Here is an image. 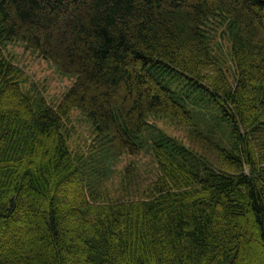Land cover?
<instances>
[{
    "label": "trees",
    "instance_id": "trees-1",
    "mask_svg": "<svg viewBox=\"0 0 264 264\" xmlns=\"http://www.w3.org/2000/svg\"><path fill=\"white\" fill-rule=\"evenodd\" d=\"M10 43L75 76L58 103L24 89ZM186 85L227 142L196 122ZM150 115L203 150L160 131L155 180L135 188L128 168L113 195L112 165L141 151ZM0 264H264V0H0Z\"/></svg>",
    "mask_w": 264,
    "mask_h": 264
},
{
    "label": "rangeland",
    "instance_id": "rangeland-1",
    "mask_svg": "<svg viewBox=\"0 0 264 264\" xmlns=\"http://www.w3.org/2000/svg\"><path fill=\"white\" fill-rule=\"evenodd\" d=\"M213 46L219 54L218 56L221 59L222 65L233 79L235 76V66L229 52L230 43L228 35L223 29H220L215 36ZM5 53L22 70L21 78L24 89L31 94H42L49 104L58 103L62 95L72 87L76 80L75 76L64 75L59 71L50 59L44 58L37 51L26 49L24 43L8 44ZM188 94L191 95L189 98L198 100L202 105H196L188 101V103L193 104L196 108V111L192 110L196 122L199 124L200 115H204L207 119V122L204 124L205 129H212L215 132L214 138H219V132H224L226 134L225 141L227 142L229 135L225 124L221 122V119H214L213 113H215L216 109H214L210 99L205 97L200 89L186 85L184 94L182 95L184 99H186L185 97ZM207 106L213 109H208ZM71 118L72 121L69 124L71 128L70 147L73 150L84 149L92 137L89 123L84 115L76 109L73 110ZM170 119L169 116L155 117L154 115H150L149 121L151 126L145 129L142 134L143 146L141 151L134 155L125 154L112 165L113 175L106 183V187L111 194H122L119 186L128 168H132V172H135V188L138 187V184L140 189L146 188V186L155 180L158 168L151 151V146L153 145V139L157 137L160 131L174 137L187 147L195 148L200 152L203 150L200 142L191 131L174 125ZM254 249L258 255L256 248Z\"/></svg>",
    "mask_w": 264,
    "mask_h": 264
}]
</instances>
